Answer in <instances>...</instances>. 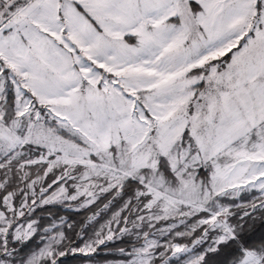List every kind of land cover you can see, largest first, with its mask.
I'll return each instance as SVG.
<instances>
[{
    "label": "snow or ice",
    "instance_id": "1",
    "mask_svg": "<svg viewBox=\"0 0 264 264\" xmlns=\"http://www.w3.org/2000/svg\"><path fill=\"white\" fill-rule=\"evenodd\" d=\"M0 264H264V0H0Z\"/></svg>",
    "mask_w": 264,
    "mask_h": 264
}]
</instances>
